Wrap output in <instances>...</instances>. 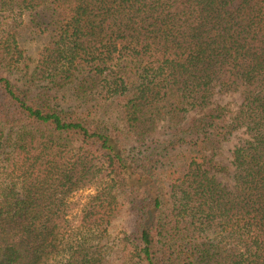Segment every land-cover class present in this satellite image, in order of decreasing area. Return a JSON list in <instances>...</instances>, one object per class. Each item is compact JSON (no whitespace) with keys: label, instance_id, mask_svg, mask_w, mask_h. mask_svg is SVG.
Returning <instances> with one entry per match:
<instances>
[{"label":"trees","instance_id":"obj_1","mask_svg":"<svg viewBox=\"0 0 264 264\" xmlns=\"http://www.w3.org/2000/svg\"><path fill=\"white\" fill-rule=\"evenodd\" d=\"M122 213L119 264H264V0H0V264H106Z\"/></svg>","mask_w":264,"mask_h":264},{"label":"rangeland","instance_id":"obj_2","mask_svg":"<svg viewBox=\"0 0 264 264\" xmlns=\"http://www.w3.org/2000/svg\"><path fill=\"white\" fill-rule=\"evenodd\" d=\"M30 32L27 31L23 35L22 44L26 47L28 53L32 56H35L41 46L44 44V40H41ZM38 38V39H37ZM241 105V99L238 94H227V95H216L213 98L212 104L207 107L202 114H207L211 109H214L216 106H223L229 112V121L238 111ZM245 135L242 131L235 132L231 135L227 141H225L220 150L218 155L216 156V160L219 161L222 165L228 167V171L226 173H217L215 171H211V175H213L217 181H219L223 186L227 187L229 190L234 188V168L232 167V151L234 146L238 143V141L244 138ZM94 193V187L91 186V189H83L77 192L73 199H81L82 202H85V197L88 194ZM124 213L120 214L117 219L114 221L115 224L113 228H110V239L111 244L113 245L110 248L109 254L106 258V264H119L121 263L122 258V245L121 243L118 244L119 239H122L124 233L126 231V221Z\"/></svg>","mask_w":264,"mask_h":264}]
</instances>
